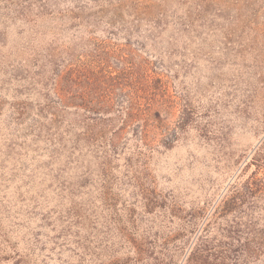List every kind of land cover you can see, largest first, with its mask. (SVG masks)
Instances as JSON below:
<instances>
[{
  "label": "trees",
  "instance_id": "16d2710c",
  "mask_svg": "<svg viewBox=\"0 0 264 264\" xmlns=\"http://www.w3.org/2000/svg\"><path fill=\"white\" fill-rule=\"evenodd\" d=\"M208 35L233 43L240 66L251 56L261 68L260 105L252 101L239 115L251 120L259 141L250 151L228 153L236 173L219 198L171 201L176 231L160 244L157 232L147 233L134 256L112 251L111 264H264V0H0V122L7 131L0 169L13 172L0 178L24 174L27 157L35 164L30 171L46 170L48 186L70 200L53 225L55 244L87 238L82 230L94 227L86 199L76 201L88 180L84 171L75 185L70 174L78 147L72 129L78 126L77 140L102 158L105 178L107 159L119 155L126 133L143 134L173 95L177 118L156 146L172 147L199 119L184 77L196 63L193 45ZM205 138L224 147L227 140ZM155 198L153 206L162 208L165 196ZM39 232L33 241L42 251ZM10 256L0 255V264H42L28 253Z\"/></svg>",
  "mask_w": 264,
  "mask_h": 264
},
{
  "label": "rangeland",
  "instance_id": "374dc122",
  "mask_svg": "<svg viewBox=\"0 0 264 264\" xmlns=\"http://www.w3.org/2000/svg\"><path fill=\"white\" fill-rule=\"evenodd\" d=\"M232 44L208 35L199 38V46L193 45L195 50L199 47L198 55L195 65L187 69L184 85L194 97L199 119L172 147L156 146L162 133L175 124L177 105L173 95L168 96L169 101L167 97V112L152 115L143 134L126 133L127 141L119 155L107 159L110 166L105 178L102 158L77 140L81 132L78 126L72 129L73 143L78 147L70 174L75 185L84 178V171L88 180L80 189L85 195L76 200L86 199L87 223L94 225L89 232L82 230L87 238L82 236L78 241V236H68L66 243L58 238L56 244L50 239L57 232L52 228L57 227L58 216H63L59 209L67 208L70 200L54 185L48 186L46 170L30 171L35 164L29 157L24 174L18 173L12 180L0 178V255L28 253V258L42 260V264H111L112 251L134 256L147 233L157 232L156 242L160 244L164 235L176 231L178 221L170 214L171 201L198 205L219 198L236 173L228 153L250 151L259 141L251 120L243 122L245 118L239 115L252 101L260 105L261 68L251 65V56H246L248 66H240ZM2 93L9 100L10 90ZM6 134L0 122V142ZM205 135L227 138L225 147L215 140L207 141ZM1 172L4 176L13 173L9 168ZM32 172V177L25 176ZM158 195L165 196L162 208L152 204ZM37 231L40 243L45 242L42 251L33 241ZM174 257L175 261L180 258L177 252Z\"/></svg>",
  "mask_w": 264,
  "mask_h": 264
}]
</instances>
